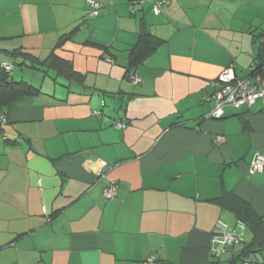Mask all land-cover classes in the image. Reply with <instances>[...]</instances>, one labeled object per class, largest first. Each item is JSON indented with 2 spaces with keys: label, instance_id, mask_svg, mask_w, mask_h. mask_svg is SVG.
I'll use <instances>...</instances> for the list:
<instances>
[{
  "label": "crops",
  "instance_id": "crops-1",
  "mask_svg": "<svg viewBox=\"0 0 264 264\" xmlns=\"http://www.w3.org/2000/svg\"><path fill=\"white\" fill-rule=\"evenodd\" d=\"M99 1L94 17L87 0H0V61L40 88L0 103V264H243L210 236L222 220L253 239L217 203L225 192L264 217V103L208 116L211 82L254 59L264 0H169L160 15L151 1ZM143 32L163 42L130 68ZM16 49L54 50L74 74L38 65L40 83Z\"/></svg>",
  "mask_w": 264,
  "mask_h": 264
},
{
  "label": "trees",
  "instance_id": "trees-1",
  "mask_svg": "<svg viewBox=\"0 0 264 264\" xmlns=\"http://www.w3.org/2000/svg\"><path fill=\"white\" fill-rule=\"evenodd\" d=\"M130 2L133 4L134 3L140 4L139 0H131ZM92 9L93 8L91 7L90 9L91 12ZM136 11L137 9L132 8L131 14L135 15ZM98 15H100V12ZM98 15L95 16L92 15L91 13V16L94 17H97ZM261 37L264 38V29L258 32L257 34H254L255 42H257L258 40L260 42L257 51L255 52L254 59L249 65V67L246 69V73L244 76H238L236 74L234 67L232 66L225 68V69L231 68L234 71V74L237 77V79H243V78L247 79L250 84L257 86L260 85L264 86V80H263L264 79V39L261 40ZM64 38L65 37H63L62 39ZM162 42L163 39L155 35H152L148 32H143L140 35L139 43L130 51L129 67L136 68L145 59V57H147L155 49H157ZM10 53L11 55L16 57H22L23 62L29 61L30 62L29 66L31 68L40 69L43 72H47V69L44 70L42 68H39L38 65L55 68L58 71L57 72L58 75L69 77V76H73L74 74L73 67L70 64V62L57 56L54 50L50 53L49 57L44 60H40L33 54L22 49H16L15 51H12ZM0 62H6L7 64L13 66L11 71H5V70L0 71L1 74L0 88L2 90V94H0V103L8 104L11 101L20 99L23 96L34 95L40 92V88L38 86H35L34 84L27 82L25 80L16 81L13 78V72L17 67L16 62H7V61H0ZM23 62L19 64L22 65ZM134 75L135 74L133 72H130L129 77L131 80H132V76ZM211 84L215 87V91L210 95V100H212L216 105V100L215 98H213V96L220 89L223 88V83L219 81V76H218L215 80L211 82ZM258 101H262L264 103L263 99H258L252 106H242L241 108H235L232 105H225L224 108L226 106H231L235 110L239 111L243 108L253 107ZM223 117L224 114L221 118ZM216 201L224 209L233 212L236 218L239 220V222H242V224L247 225L253 233V239L251 242L247 243L244 240V242H242L240 245L226 246L225 250L229 247L231 248L240 247L241 248L240 254H241V258L243 259V264H245V262L248 261L249 257H251V259L249 260H251L252 264H257L255 256L258 253L264 251V217L260 215L249 202L245 201L244 199L234 194L233 192L223 193L220 197L216 199Z\"/></svg>",
  "mask_w": 264,
  "mask_h": 264
},
{
  "label": "built area",
  "instance_id": "built-area-1",
  "mask_svg": "<svg viewBox=\"0 0 264 264\" xmlns=\"http://www.w3.org/2000/svg\"><path fill=\"white\" fill-rule=\"evenodd\" d=\"M91 5L92 15H98L102 3L98 0H87ZM147 1H152V11L156 15L163 13L165 6L169 0H139L140 4H144ZM135 11V10H133ZM13 68L12 65L7 64L6 62H0V71H11ZM134 83H138L140 78L137 75L132 76ZM219 81L223 83V88L220 89L214 96L216 100V105L214 110L208 117L221 118L224 114V106L232 105L235 108H241L242 106H252L258 99L264 100V86L252 85L247 79H237L234 74V71L231 68L224 69L219 74ZM117 128H126L124 123H115ZM218 140L223 141V137H218ZM264 170V154H256L253 161V171L261 172ZM117 193V186L115 184L109 186L104 191V196L106 198H113ZM242 223V222H241ZM211 244L217 246L216 254L225 250L226 246L240 245L244 242V237L241 234L236 233L234 230L228 229L227 224L219 220L211 233L210 236ZM251 257L248 258V261L245 264H252Z\"/></svg>",
  "mask_w": 264,
  "mask_h": 264
},
{
  "label": "rangeland",
  "instance_id": "rangeland-1",
  "mask_svg": "<svg viewBox=\"0 0 264 264\" xmlns=\"http://www.w3.org/2000/svg\"><path fill=\"white\" fill-rule=\"evenodd\" d=\"M17 68V70H16V73L21 69V67L20 66H18V67H16ZM27 70V73H26V75L28 76V77H32L31 75L32 74H36V77H38V78H40V83H42L43 82V80H47L48 78H45L44 77V72H39V71H35V70H28V69H26ZM15 71V70H14ZM20 77V75L19 74H17L16 76H14V78H15V80H17V79H20L19 78Z\"/></svg>",
  "mask_w": 264,
  "mask_h": 264
}]
</instances>
